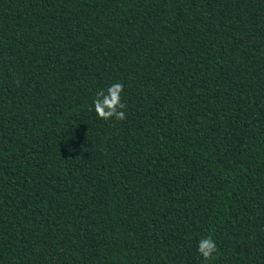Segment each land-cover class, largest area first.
Returning a JSON list of instances; mask_svg holds the SVG:
<instances>
[{
  "label": "trees",
  "instance_id": "trees-1",
  "mask_svg": "<svg viewBox=\"0 0 264 264\" xmlns=\"http://www.w3.org/2000/svg\"><path fill=\"white\" fill-rule=\"evenodd\" d=\"M203 237L264 264V0H0V264H205Z\"/></svg>",
  "mask_w": 264,
  "mask_h": 264
},
{
  "label": "clouds",
  "instance_id": "clouds-1",
  "mask_svg": "<svg viewBox=\"0 0 264 264\" xmlns=\"http://www.w3.org/2000/svg\"><path fill=\"white\" fill-rule=\"evenodd\" d=\"M122 91L123 86L120 83H114L107 90L102 89L97 92L96 96L98 99L93 100V108L100 118L105 120L113 116L118 120L125 118V113L122 110H117L124 107L120 99ZM216 251V244L210 237H203L199 240L197 252L205 264H207L208 260L215 258Z\"/></svg>",
  "mask_w": 264,
  "mask_h": 264
}]
</instances>
